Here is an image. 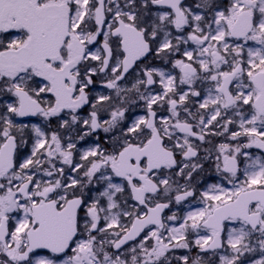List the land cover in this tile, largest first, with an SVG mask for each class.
<instances>
[{"label": "snow or ice", "instance_id": "snow-or-ice-1", "mask_svg": "<svg viewBox=\"0 0 264 264\" xmlns=\"http://www.w3.org/2000/svg\"><path fill=\"white\" fill-rule=\"evenodd\" d=\"M0 99V264H264V0H0Z\"/></svg>", "mask_w": 264, "mask_h": 264}, {"label": "rangeland", "instance_id": "rangeland-1", "mask_svg": "<svg viewBox=\"0 0 264 264\" xmlns=\"http://www.w3.org/2000/svg\"><path fill=\"white\" fill-rule=\"evenodd\" d=\"M195 2H196V0H188V3L189 4H194ZM161 69L163 71H165V72H169L165 68L164 69L161 68ZM171 71H173V70H171ZM175 74H177V73H175ZM2 102H3L2 99H0V103H2ZM16 118H15V122L17 124H21V123L17 122ZM32 124H38L41 127H44L46 130H49V131L51 130V128L49 127L47 121H43V118L37 117L33 122L27 123V125H29V131L26 133V136L25 137L32 135V133L30 131V126ZM56 128H57V126H55L53 130H55ZM60 132L61 133H64V130L63 129H60ZM69 135H72V132L71 131L69 133H66L64 135V139L67 140ZM25 137H24V139L26 140ZM222 138H223V136H220V139H222ZM27 140H28V137H27ZM222 142H227V141L221 140L220 143H222ZM27 144H28V141H27ZM27 144L26 145L25 144H21V146L19 147L18 151L24 153V155H28L30 153V151H31L32 141L29 143L30 145H27ZM87 146L88 145H86L85 147H82L81 146L80 149L86 148ZM248 151H250L254 155H259V153L256 152V151H254L253 149H249ZM78 155H79V152H78ZM78 155H75V159L76 160L78 158ZM214 158H215V152L213 153V157H212V161H211L212 163H214ZM241 161H243V157H241ZM242 167H243V163H241V168ZM211 170H213V171L211 172ZM211 170H210V173H209V176L208 177L199 179L198 183H195L196 186H197V197L199 196V192L202 191V190H204L205 188H207L208 185L213 184V183H219L220 182V179L221 178L218 176V174L216 172V169H215V166H213V168L211 167ZM209 178H211V180H212L211 182L208 181ZM199 206L200 205H199L198 201L192 199L191 201H189L188 203H185L183 205H176V207L172 211L173 212H176L177 215L183 217V215L187 211L194 210L195 208H197ZM169 214H171V213H169ZM189 239H190V241H193L194 242L195 236L192 235V234H190ZM195 249H197V250L194 251ZM181 255H189L190 258H195L196 256H200L201 259H203V260L215 259L217 261V264H218V256L212 257L210 253H208V254L201 253L199 251V248H197L194 245V243H193V246L191 247L190 250L189 249H174L171 253H169V256L171 257V264H176V257L181 256ZM251 258L252 259L258 258V253L252 255ZM243 259H244V264H250V260H249L248 257H245Z\"/></svg>", "mask_w": 264, "mask_h": 264}, {"label": "flooded vegetation", "instance_id": "flooded-vegetation-1", "mask_svg": "<svg viewBox=\"0 0 264 264\" xmlns=\"http://www.w3.org/2000/svg\"><path fill=\"white\" fill-rule=\"evenodd\" d=\"M185 2H186L187 4H189V3H188V0H185ZM144 63L151 64V65H153V66H155V67H158V68H160V69H161V68H163V69L165 68V69H167L168 71L173 70L172 67H171V64H167V63H165V61H162V60H159V59H153L152 57H149V59H148L147 61H145ZM130 71H131V70H130ZM173 71H174V74H175V73L178 74V71H179V70L176 69V70H173ZM135 75H136V73L133 71V72H132V75L128 77L129 82L133 81ZM124 86H128V87H130V83L127 84V85H124ZM158 87H159V85H157V88H158ZM101 91H103L105 94H107V92H108L109 90H107V89H103V88L101 87V81H100V79L98 78V79H97V82H96V87H95V89L93 90L92 95H96L97 93H99V92H101ZM132 111H133L135 114H140V109H139V108H135V109H133ZM80 114H81V115H86V114H87V106L85 107V109L81 110ZM105 118H106V117H105ZM35 119H36V118H34V119H21V118H18V117L16 118V120H17L19 123H21V124L31 123V122H33ZM47 122H48V125H49V127L51 128V130H53L54 127L57 126V121H56L55 118H52L50 121H47ZM72 135L75 136V133L72 132ZM97 135L100 137V139H101V143H104V138H105L106 134L101 130V131H98ZM97 135H94V136L90 137L88 143H85V142H83V141H79L78 144H77V147L80 148L81 146H82V147H85L86 145L89 146L90 143H92V142H94V141L96 140ZM25 136H26V135H25ZM27 137H28V140H27ZM27 137H25L26 140L28 141V144H27V145H30L29 143L32 141V140H31V136H27ZM209 140H210V143H206V144L201 148V155H205V154H206V153H205V149H212V151H213V153H214V152H215V147H214V146H215V145H218V144L220 143L221 140L226 141V138L223 137L222 139H220V136H213V137H209ZM88 146H87V147H88ZM76 155H78V152L76 153ZM178 158H179V157H178ZM77 160H79V155H78ZM213 166H214V163H212V162L207 163V164L205 165V170H204V172L201 173L200 175H198V176L195 177V181H194V183H198L199 179H202V178H206V177H208V176H209V173H210V170H211V167L213 168ZM240 166H241V165H240ZM212 171H213V170H211V172H212ZM208 181L211 182V181H212L211 178H209ZM213 181H214V180H213ZM175 207H176V205L173 204L172 210H173ZM169 213H170V212L167 211V212L165 213V215H168ZM40 254H42V255H43V254H46V250H40ZM3 259H6V257L0 255V260H3Z\"/></svg>", "mask_w": 264, "mask_h": 264}, {"label": "water", "instance_id": "water-1", "mask_svg": "<svg viewBox=\"0 0 264 264\" xmlns=\"http://www.w3.org/2000/svg\"><path fill=\"white\" fill-rule=\"evenodd\" d=\"M22 118H33V117H22ZM258 150V149H257ZM260 151V150H259Z\"/></svg>", "mask_w": 264, "mask_h": 264}]
</instances>
